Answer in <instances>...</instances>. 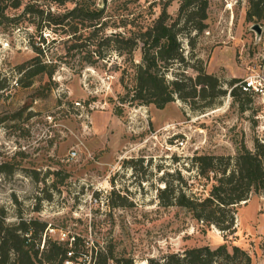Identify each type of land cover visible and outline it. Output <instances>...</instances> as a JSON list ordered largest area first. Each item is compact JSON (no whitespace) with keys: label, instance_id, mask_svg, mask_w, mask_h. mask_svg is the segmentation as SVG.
Listing matches in <instances>:
<instances>
[{"label":"rangeland","instance_id":"obj_1","mask_svg":"<svg viewBox=\"0 0 264 264\" xmlns=\"http://www.w3.org/2000/svg\"><path fill=\"white\" fill-rule=\"evenodd\" d=\"M23 2L0 18V164L5 165L0 219L6 224L20 218L46 222L40 252L47 240L66 245L80 238L75 264H91V245L104 253L110 248L114 257L133 264H150L188 248L221 244L230 252L231 246L244 250L250 264H264V189L251 191L246 203L235 206L232 232L202 224L187 210L163 206L158 199L165 181L177 190L207 195L213 174L199 175L194 156L234 159L243 145L254 150L257 107L248 96L229 90L264 59V0L262 17L250 19L248 0H208L205 28L184 27L178 35L182 59L170 61L164 74L167 80H182L185 94L192 92L202 67L217 78L223 93L175 96L163 108L120 103L133 86L140 43L128 54L125 43L119 51L109 36H133L151 26L163 9L170 23L181 0ZM75 2L101 11L96 26L76 16L65 17V26L52 23ZM27 3L40 13L25 12ZM255 23L262 31L257 42L251 29ZM34 56L55 71L51 79L37 76L22 87L15 66ZM178 172L185 183L177 180ZM108 264L116 263L109 259Z\"/></svg>","mask_w":264,"mask_h":264},{"label":"trees","instance_id":"obj_2","mask_svg":"<svg viewBox=\"0 0 264 264\" xmlns=\"http://www.w3.org/2000/svg\"><path fill=\"white\" fill-rule=\"evenodd\" d=\"M55 4L63 5L67 0H51ZM250 7L247 18H261L263 14V0H248ZM23 0H13L8 4L7 0H0V18L5 17L8 8L17 9L23 4ZM208 0H181L177 16L168 23V14L163 9L151 26L140 29L133 36L125 37L115 33L110 37L116 41L117 50L123 49L125 43L127 53L131 54L140 43L141 60L133 64V86L128 89L125 96L120 98V103L129 105L152 104L157 108H163L167 103L174 100L175 96L181 99L199 96L217 97L223 93L219 88L217 78L206 73L202 67L197 68V75L193 82L192 92L182 94L184 87L182 80L174 78L167 80L164 74L166 65L170 61L182 59L180 53V41L178 35L186 26L188 30L202 31L205 28L207 18L206 9ZM30 9V10H29ZM35 10L32 4H24L25 12ZM81 17L82 21H90L92 26L101 18L99 9L91 8L87 3L75 2L74 7L68 14H64L53 24L65 26V17ZM49 21V20H48ZM49 23V22H48ZM47 23V24H48ZM180 23L183 26H180ZM46 24V26H47ZM77 29L73 31L76 33ZM40 48H35L40 53ZM19 74L16 82L22 87H29L37 76L46 75L51 79L55 69L50 63H45L34 56L29 60L15 66ZM231 85L229 92L232 95H244L238 87ZM1 89V88H0ZM247 96V95H246ZM250 98V97H249ZM251 100V99H250ZM210 104L207 103V105ZM120 114V109L117 110ZM1 122V118H0ZM198 169V174L209 177L212 173L214 183L207 195L200 196L195 193H187L182 188L176 189L169 182L159 190L158 199L163 206H178L191 213L192 217L205 225H214L218 229L232 232L234 229L235 206L249 198L253 190L264 189V143L256 139L254 150L241 146L236 157L216 156L202 154L193 157ZM5 167L0 164V171ZM54 173V172H51ZM177 180L185 183L180 173ZM46 222L30 218H20L17 222L6 224L0 219V264H61L69 250L67 245L47 240L45 247L39 251L42 234ZM37 246V248H36ZM81 240L74 237L70 249L73 251L72 259L75 260L80 254ZM91 264H107L109 259L115 260L116 264H133L129 258L113 256L112 249L107 253L92 248ZM242 259L238 264H250L248 254L237 246H231V252L225 244L215 249L209 246L192 247L184 250L181 254L167 255L162 262L150 260V264H222L238 256Z\"/></svg>","mask_w":264,"mask_h":264},{"label":"built area","instance_id":"obj_3","mask_svg":"<svg viewBox=\"0 0 264 264\" xmlns=\"http://www.w3.org/2000/svg\"><path fill=\"white\" fill-rule=\"evenodd\" d=\"M260 26V25H259ZM262 32V31H261ZM255 33V32H254ZM261 36V34H260ZM260 36H257L255 33V40L257 42V37L260 39ZM249 72L246 76H244L241 80L236 82L233 87H238L242 93L250 97L251 101L255 103L256 110L253 115V119L255 122V129L256 133L258 132V140L261 143H264V59L257 63V60L254 62V64L249 67ZM75 152H70V156H74ZM91 201L94 202V204L98 203L97 197H91ZM49 231L53 230L49 227L47 228ZM46 234V232H45ZM62 235L60 238L64 240L65 233L60 232ZM74 237H72L69 242H66L67 247L69 250L66 252V258L63 260L61 264H75L73 262L72 256L73 251L71 248L72 241ZM43 247V244L41 245V248ZM92 248H95L94 246H89V249L92 250ZM108 264V262H107Z\"/></svg>","mask_w":264,"mask_h":264},{"label":"water","instance_id":"obj_4","mask_svg":"<svg viewBox=\"0 0 264 264\" xmlns=\"http://www.w3.org/2000/svg\"><path fill=\"white\" fill-rule=\"evenodd\" d=\"M251 29L257 34V36H260L261 27L259 26V24H257V23L253 24ZM243 203H245V201Z\"/></svg>","mask_w":264,"mask_h":264}]
</instances>
